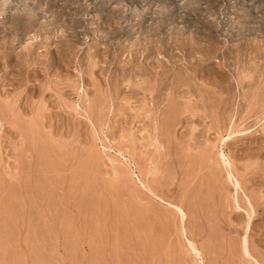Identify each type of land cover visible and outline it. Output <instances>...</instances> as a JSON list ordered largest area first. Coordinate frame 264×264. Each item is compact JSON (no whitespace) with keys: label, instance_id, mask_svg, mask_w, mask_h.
<instances>
[{"label":"rangeland","instance_id":"1","mask_svg":"<svg viewBox=\"0 0 264 264\" xmlns=\"http://www.w3.org/2000/svg\"><path fill=\"white\" fill-rule=\"evenodd\" d=\"M0 178V264H264V0H0Z\"/></svg>","mask_w":264,"mask_h":264},{"label":"bare ground","instance_id":"2","mask_svg":"<svg viewBox=\"0 0 264 264\" xmlns=\"http://www.w3.org/2000/svg\"><path fill=\"white\" fill-rule=\"evenodd\" d=\"M152 73H153V72H152ZM240 80H241V79H240ZM224 81H225V80H224ZM173 83H174V82H173ZM159 87H160V86H159ZM199 88H200V87H199ZM204 92H205V91H204ZM197 93H198V92H197ZM204 95H205V94H204ZM172 97H173V96H172ZM5 98H6V97H5ZM221 98H222V97H221ZM207 99H208V98H207ZM210 101H211V100H210ZM216 101H217V100H216ZM1 102H2V101H1ZM203 103H204V102H203ZM174 104H175V103H174ZM171 105H172V104H171ZM195 107H196V106H195ZM32 108H33V107H32ZM42 110H43V109H42ZM30 111H31V110H30ZM216 111H217V110H216ZM33 115H34V114H33ZM162 117H163V116H162ZM14 120H15V119H14ZM162 121H163V120H162ZM19 124H20V123H19ZM25 125H26V124H25ZM21 126H22V125H21ZM15 128H16V127H15ZM21 128H22V127H21ZM36 128H37V127H36ZM23 129H24V128H23ZM25 130H26V129H25ZM31 130H32V127H31ZM25 132H26V131H25ZM27 132H28V130H27ZM29 132H30V129H29ZM30 133H31V132H30ZM36 134H37V133H36ZM28 135H29V134H28ZM33 135H34V134H33ZM16 136H17V135H16ZM22 138H23V137H22ZM30 138H32V137L30 136ZM37 138H38V137H37ZM24 139H25V138H24ZM30 140H31V139H30ZM23 142H24V141H23ZM29 142H30V141H29ZM6 144H7V143H6ZM25 144H26V143H25ZM27 145H28V144H27ZM27 148H28V147H27ZM27 148H26V149H27ZM41 148H42V147H41ZM29 149H31V148L29 147ZM46 149H47V148H46ZM49 149H50V148H49ZM26 151H27V150H26ZM31 152H33V151H31ZM44 152H45V151H44ZM44 152H43V151L40 152L41 154L38 153L39 156H40V155L43 156L42 153H44ZM195 152H196V151H195ZM24 153L26 154V152H24ZM191 153H192V152H191ZM76 154H77V153H76ZM192 154H193V153H192ZM208 154H209V153H208ZM20 155H21V154H20ZM35 155H36V154H35ZM35 155L32 153L31 156L34 157V159H35ZM80 155H82V154H80ZM181 155H182V154H181ZM205 155H206V154H205ZM222 155H223V154H222ZM25 156H26V155H25ZM46 157H47V156H46ZM48 157H49V156H48ZM64 157H65V155H64ZM97 157H98V156H97ZM194 157H195V155H194ZM212 157H213V156H212ZM24 158H25V157H24ZM40 158H41V156H40ZM44 158H45V157H44ZM34 159H33V160H34ZM42 159H43V157H42ZM201 159H202V158H201ZM206 159H207V158H206ZM39 160H41V159H39ZM96 160H97V159H96ZM25 162H26V161H25ZM31 162H32V161H31ZM34 162H35V160H34ZM36 162H37V161H36ZM45 162H46V161H45ZM206 162H207V161H206ZM180 163H181V162H180ZM30 164H31V163H30ZM46 164H47V162H46ZM31 165H33V164H31ZM47 165H48V164H47ZM200 165H201V164H200ZM24 166H25V165H24ZM24 166H23V167H24ZM43 166H44V165H43ZM90 166H91V165H90ZM30 167H31V166H30ZM30 167H29V168H30ZM44 167H45V166H44ZM202 167H203V166H202ZM21 168H22V167H21ZM25 168H26V166H25ZM27 168H28V167H27ZM192 168H193V167H192ZM183 169H184V168H183ZM43 170H44V169H43ZM46 170H47V169H46ZM190 170H191V169H190ZM216 170H217V169H216ZM21 171H22V169H21ZM25 171H26V170H25ZM32 171H33V170H32ZM32 171H31V172H32ZM37 171H38V170H37ZM23 172H24V169H23ZM47 172H48V171H47ZM69 172H70V171H69ZM25 173H26V172H25ZM43 173H44V171H43ZM28 174H29V173H28ZM30 174H31V173H30ZM35 174H36V173H35ZM40 174H41V173H40ZM195 175H196V174H195ZM48 176H49V175H48ZM204 176H205V175H204ZM23 177H24V176H23ZM181 177H182V176H181ZM87 178H88V177H87ZM90 178H91V177H90ZM1 180H2V179L0 178V181H1ZM55 180H56V179H55ZM81 180H82V179H81ZM84 181H86V180H84ZM199 181H200V180H199ZM262 182H263V181H262ZM83 183H84V182H83ZM84 184H85V183H84ZM86 184H87V183H86ZM203 184H204V183H203ZM23 185H24V184H23ZM1 188H2V186H1ZM3 188H4V190H5V187H3ZM3 188H2V190H3ZM87 188H88V187H87ZM8 189H9V190H5V191H9V192H10V187H9ZM15 189H16V188H15ZM223 189H225V188H223ZM223 189H222V190H223ZM185 190H187V189H185ZM196 190H197V189H196ZM5 191H4V192H5ZM12 191H14V188L12 189ZM18 191H19V190H18ZM14 192H15V191H14ZM14 192H11V193H13V194H11V196H13V198H12V197H8V194H7V197H8V198L5 199V197H4V200H5V201L3 200V201L0 202V203L3 204V205L1 204V206L5 209V210H4V209H2V208L0 207V210L2 209V210H4V211L6 212L7 208H10V209H8L9 211L12 209L10 212L7 210V212L10 214V213H12V211H13L14 209L17 208L18 205H20V204H19L20 202H18V200L16 199V198H17V195H15L16 197L14 196ZM15 193H16V192H15ZM128 193H129V192H128ZM185 193H186V192H184V194H185ZM3 194H4V193H3ZM5 194H6V193H5ZM16 194H18V193H16ZM19 194H20V192H19ZM21 194H22V193H21ZM182 194H183V192H182ZM260 194H261V193H260ZM9 195H10V194H9ZM185 195H186V194H185ZM251 195H252V194H251ZM263 195H264V194H263ZM5 196H6V195H5ZM81 196H82V195H81ZM81 196H80V198H81ZM91 196H92V195H91ZM181 196H182V195H181ZM256 196H258V194H257ZM256 196L254 195V197H256ZM0 197H1V196H0ZM14 197H15V199L17 200L18 205H17V202H16V203L14 204L15 206H13V208H14V209H13L12 207H9L8 205H9V204H12V205H13V203L15 202V200H13V201H12L13 203H11V198L14 199ZM19 197H20V196H19ZM67 197H68V196H67ZM210 197H211V196H210ZM1 198H2V197H1ZM1 198H0V199H1ZM20 198H21V197H20ZM180 198H181V197H180ZM182 198H183V197H182ZM2 199H3V198H2ZM8 199H10V200H9L10 203H7V202H8ZM213 199H214V198H213ZM213 199H212V200H213ZM253 199H254V198H253ZM259 199H260V201H258V204H256V202H254V203L256 204V206H255V204H254L255 209H257V208H256L257 205L260 207V209H259V213H258V212H257V213L255 212L256 215L254 214L253 216L258 217V219L260 218V219H262V220L264 221V196H261ZM198 200H199V199H198ZM256 200H257V198H256ZM253 201H254V200H253ZM3 202H4L5 204H4ZM53 202H54V201H53ZM77 202H78V201H77ZM85 202H86V201H85ZM180 202H183V200L180 201ZM211 202H212V201H211ZM250 202H251V204H253L251 198H250ZM151 203H153V202H151ZM190 203H191V202H190ZM190 203H189V206H190ZM74 204H75V203H74ZM183 204H184V202H183ZM198 204H199V203H198ZM16 205H17V206H16ZM68 205H69V204H68ZM47 206H48V205H47ZM55 206H56V205H55ZM58 206H59V205H58ZM192 206H193V205H192ZM192 206H191V207H192ZM222 206H223V205H222ZM225 206H226V205H225ZM15 207H16V208H15ZM18 207H19V206H18ZM92 207H93V206H92ZM191 207H188L189 212L192 211V210L194 209V208L191 209ZM254 207H253V208H254ZM19 208H20V207H19ZM19 208H18V210H19ZM47 208H48V207H47ZM54 208H55V207H54ZM160 208H161V207H160ZM2 210H1V211H2ZM16 210H17V209H16ZM178 210H179V209H178ZM194 210H195V209H194ZM257 210H258V209H257ZM4 211H2V212H4ZM50 211H51V210H50ZM114 211H115V210H114ZM142 211H143V209H142ZM251 211L254 213L253 210H251ZM251 211L248 212V216H249L248 221L245 220L246 222H248V224L250 223V221L253 223L252 220H254V219H252L253 216H252V214H251ZM179 212H181V214H182V211H181V210H179ZM105 213H106V212H105ZM145 213H146V212H145ZM163 213H164V212H163ZM196 213H197V212H196ZM196 213H195V214H196ZM233 213H234V212H233ZM13 214H14V213H13ZM30 214H31V213H30ZM34 214H35V213H34ZM173 214H174V213H173ZM185 214H186V213H185ZM185 214H184V215H185ZM191 214H192V212H191ZM202 214H203V213H202ZM204 214H205V213H204ZM192 215H194V213H193ZM196 215H197V214H196ZM205 215H206V214H205ZM240 215H243V214L240 213ZM6 216H7V215H6ZM23 216H24V215H23ZM177 216H178V215H177ZM180 216H182V215H180ZM207 216H208V215H207ZM246 216H247V215H246ZM11 217H12V216H11ZM11 217H10V218H11ZM91 217H92V216H91ZM192 217H193V216H192ZM6 218H8V217H6ZM6 218H5V220H6ZM10 218H9V220H10ZM151 218H152V217H151ZM170 218H171V217H170ZM183 218H184V217H183ZM211 218H212V217H211ZM242 218H244V217H242ZM253 218H254V217H253ZM11 219H12V218H11ZM22 219H23V218H22ZM191 219H192V218H191ZM197 219H199V218H197ZM240 219H241V218H240ZM244 219H245V218H244ZM251 219H252V220H251ZM33 220H34V219H33ZM182 220H183V219H182ZM189 220H190V219H189ZM192 220H193V219H192ZM262 220H259V221H262ZM180 221H181V218H180ZM194 221H196L195 217H194V220H193L192 222H194ZM256 221H258V220H256ZM256 221H254V222H256ZM197 222H198V221H197ZM238 222H239V221H238ZM8 223H9V222H8ZM239 223H240V222H239ZM256 223H257V222H256ZM256 223H255V225L253 226V227H254L253 229H255L257 232H256V233L254 232V233H253V236H255L259 242L264 241V224H263V223H262V224H256ZM4 224H5V223H4ZM11 224H12V223H11ZM69 224H70V223H69ZM190 224H191V223H190ZM198 224H199V223H198ZM211 224H212V223H211ZM227 224H229V223H227ZM157 225H158V224H157ZM3 226H4V225H3ZM7 226H8V225H7ZM248 226H251V223H250V225H248ZM70 227H71V226H70ZM231 229H232V228H231ZM248 229H249V228H248ZM248 229H246V231H247ZM4 230H5V229H4ZM30 230H31V229H30ZM53 230H54V229H53ZM233 230H234V229H233ZM44 231H45V230H44ZM121 231H122V230H121ZM200 231H201V230H200ZM221 231H222V230H221ZM236 231H237V230H236ZM251 231H253V230H251ZM251 231H250V232H251ZM36 232H37V231H36ZM46 232H47V231H46ZM103 232H104V231H103ZM203 232H204V231H203ZM177 233H178V232H177ZM201 233H202V231H201ZM236 233H237V232H236ZM248 233H249V232H248ZM128 234H129V233H128ZM243 234H245V232H243ZM250 234H251V233H250ZM211 235H213V234H211ZM227 235H228V234H227ZM119 236H120V235H119ZM206 236H207V234H206ZM246 236H247V235H246ZM246 236H245V237H246ZM253 236H252V237H253ZM243 237H244V236H243ZM248 237H249V236H248ZM250 237H251V236H250ZM252 237H251V238H252ZM255 237L253 238L254 240H255ZM163 238H164V237H163ZM209 238H210V237H208V239H209ZM216 238H217V235H216ZM246 238H247V237H246ZM170 239H171V238H170ZM224 239H225V238H224ZM236 239H237V238H236ZM236 239H235V240H236ZM242 239H243V238H242ZM244 239H245V238H244ZM247 239H248V238H247ZM247 239L243 240L242 243H246V242H244V241H247ZM232 240H233V238H232ZM249 240H250V239H249ZM2 241H3V240H2ZM170 241H171V240H170ZM215 241H216V240H215ZM215 241H214V242H215ZM151 242H152V241H151ZM166 242H167V240H166ZM222 242H223V241H222ZM251 242H252L253 244H255V242H253V240H252ZM161 243H162V242H161ZM249 243H250V241H249ZM202 244H203V243H202ZM215 244H216V243H215ZM215 244H214V245H215ZM232 244H233V243H232ZM257 244H259V243H257ZM250 245H251V244H250ZM260 245H261V244H260ZM219 246H221V245H219ZM219 246H218V247H219ZM225 246H226V245H225ZM227 246H228V244H227ZM241 246H242V245H241ZM244 246H245V247H244V249H245V253L247 252L246 254H248V253H249V252H248V249H247V246H248V245H247V246L244 245ZM153 247H154V246H153ZM158 248H159V247H158ZM229 248L231 249L232 246L229 247ZM248 248H249V247H248ZM250 248H251V246H250ZM250 248H249V249H250ZM5 249H6V248H5ZM151 249H152V248H151ZM210 249H211V248H210ZM226 249H227V248H226ZM232 249H233V248H232ZM253 249H254V248H253ZM17 250H18V249H17ZM116 250H117V249H116ZM217 250H220V249H217ZM234 250L236 251V248H234ZM234 250H233V251H234ZM237 250H238V249H237ZM168 251H169V250H168ZM212 251H213V250H212ZM214 251H215V250H214ZM223 251H224V250H223ZM229 251H230V250H229ZM250 251H251V250H250ZM208 252H209V251H208ZM252 252H253V251H252ZM199 253H200V252H199ZM214 253H215V252H214ZM216 253H217V252H216ZM219 253L221 254V252H219ZM222 253H224V252H222ZM234 253H235V252H234ZM148 254H149V253H148ZM154 254H155V253H154ZM224 254H225V253H224ZM235 254H236V253H235ZM246 254H245V256H247ZM253 254H255V251L253 252ZM217 255H218V254H217ZM237 255H238V254H236V256H237ZM248 255H249V254H248ZM14 256H15V255H14ZM230 256H231V255H230ZM233 256H234V255H233ZM238 256H239V255H238ZM24 257H25V256H24ZM174 257H175V256H174ZM243 258H244V257H243ZM5 260H6V259H5ZM228 260H229V259H228ZM176 261H177V260H176ZM238 261H239V260H238ZM255 261H256V260H255ZM3 262H4V261H3ZM250 262H251V261H250ZM216 263H217V262H216ZM240 263H241V262H240ZM244 263H245V262H244ZM246 263H247V262H246ZM246 263H245V264H246ZM182 264H183V263H182ZM238 264H239V263H238Z\"/></svg>","mask_w":264,"mask_h":264}]
</instances>
